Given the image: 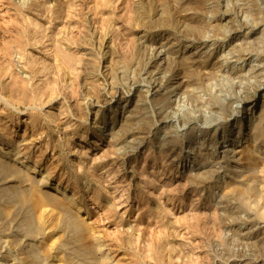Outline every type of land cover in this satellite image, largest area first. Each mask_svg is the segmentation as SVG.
Here are the masks:
<instances>
[{"label":"rangeland","instance_id":"obj_1","mask_svg":"<svg viewBox=\"0 0 264 264\" xmlns=\"http://www.w3.org/2000/svg\"><path fill=\"white\" fill-rule=\"evenodd\" d=\"M263 53L264 0H0V264H264Z\"/></svg>","mask_w":264,"mask_h":264},{"label":"bare ground","instance_id":"obj_2","mask_svg":"<svg viewBox=\"0 0 264 264\" xmlns=\"http://www.w3.org/2000/svg\"><path fill=\"white\" fill-rule=\"evenodd\" d=\"M63 4V3H62ZM38 5V4H37ZM66 5V4H65ZM183 5V4H182ZM102 6V5H101ZM47 12V11H46ZM182 12V11H181ZM229 17V16H228ZM31 19V18H30ZM32 20V19H31ZM231 20V19H230ZM261 21V20H260ZM32 22V21H31ZM34 25H35V34L37 35L36 36V42L35 43H38V44H40V43H42V39H41V37H40V35H39V32H38V29H40V24H39V22H37V21H33L32 22ZM213 23H215V22H213ZM235 25V24H234ZM244 25V24H243ZM245 26H248V25H246L245 24ZM244 26V27H245ZM234 28H235V26H234ZM237 28V27H236ZM254 28V27H253ZM246 29H248V27L247 28H245V29H242V30H246ZM240 31V30H239ZM41 33V32H40ZM42 34V33H41ZM236 34H238V32L236 33ZM42 36V35H41ZM257 36V35H256ZM259 37V36H258ZM246 38V37H245ZM263 38V37H262ZM190 39V38H189ZM236 39V38H235ZM259 39H261V38H259ZM206 40V39H205ZM263 40V39H262ZM253 41H254V39H253ZM258 41V40H257ZM245 42V41H244ZM237 43V42H236ZM259 43V42H258ZM238 44V43H237ZM239 45H240V43H239ZM245 46V45H244ZM46 47V46H45ZM237 48V47H236ZM242 48V47H241ZM260 48V47H259ZM160 49V48H159ZM4 50V49H3ZM181 50V49H180ZM227 50V49H226ZM57 51V50H56ZM55 51V52H56ZM159 51V50H158ZM248 51V50H247ZM225 52V51H224ZM164 50L163 51H161V53L159 52V54H160V56H163L164 54ZM224 54V53H223ZM244 54V53H243ZM264 54V53H263ZM244 57V56H243ZM72 57H70L69 55H66V61H67V63H70L71 62V59ZM160 58V57H159ZM188 58V57H187ZM227 58V57H226ZM189 59V58H188ZM254 59V58H253ZM74 61H75V59H73ZM165 60V59H164ZM191 60V59H190ZM35 61V60H34ZM44 62V61H43ZM41 60H40V62L39 63H43ZM262 62V61H261ZM166 63V62H165ZM260 63V62H259ZM195 64V63H194ZM162 66V65H161ZM194 67H196V66H194ZM247 68V67H246ZM248 69V68H247ZM185 70V69H184ZM247 74V73H246ZM261 74V73H260ZM264 74V73H263ZM230 75V74H229ZM239 75V74H238ZM234 77V76H233ZM235 78V77H234ZM256 78V77H255ZM257 79H258V77H257ZM256 79V80H257ZM261 79V78H260ZM152 80V79H151ZM153 81V80H152ZM184 81V80H183ZM11 82H13V81H11ZM20 83H21V81H20ZM152 85L153 84H151V86L150 87H152ZM156 85V84H155ZM182 85V84H181ZM264 85V84H263ZM15 89H20V86H19V84L18 83H15L14 84V86H13ZM156 88H157V86H155ZM264 87V86H263ZM260 88L259 89V92H258V94L261 92V91H263V89L264 88ZM152 88H154V87H152ZM182 88H183V86H182ZM29 91V90H28ZM35 91V90H34ZM11 92H13V91H11ZM31 92V91H30ZM47 92H49V91H47ZM20 92H18V94H19ZM21 93L23 94L22 96L23 97H27L26 95H27V93H26V91L25 90H22L21 91ZM37 93V92H36ZM252 93V92H251ZM17 94V95H18ZM41 95H42V97H45V93L44 92H41ZM192 95V94H191ZM226 95V94H225ZM251 95V94H250ZM48 96V95H47ZM113 96V95H112ZM22 97V99H24ZM49 97V96H48ZM116 97V96H115ZM244 97V96H243ZM248 97V96H247ZM28 98V97H27ZM233 98V97H232ZM45 99V98H44ZM49 99V98H48ZM226 100H227V98H226ZM229 100V99H228ZM262 100H264V97H263V99ZM44 101V100H43ZM230 101V100H229ZM252 101V104H253V106H252V110H253V108H256V106H257V104L259 103V101L257 100V101H254V100H251V98L250 97H248V98H243L242 100H241V103L239 102V106L241 105V106H244V105H246L247 103H249V102H251ZM37 102V101H36ZM46 102H47V100H46ZM230 103V102H229ZM234 103V102H233ZM230 105V104H229ZM233 106V105H232ZM234 107V106H233ZM235 108V107H234ZM249 108V107H248ZM215 109V108H214ZM231 109V108H230ZM233 109V108H232ZM237 109H239V107L237 108ZM212 110V109H211ZM229 111V110H228ZM227 111V112H228ZM248 111H250V110H248ZM223 113V112H222ZM232 114V113H231ZM251 114H252V111H250L248 114L246 113V112H244V113H241V115H240V120H239V123H238V125L239 126H242L243 125V122H249V117L251 116ZM171 116V115H170ZM228 116V115H227ZM234 116H236L235 115V113H234ZM254 116V115H253ZM218 118V117H217ZM164 119V118H163ZM221 119V118H220ZM238 119V118H237ZM172 120V119H171ZM217 120H219V119H217ZM263 120V119H262ZM162 121V120H161ZM167 121H169V119L167 120ZM193 121V120H192ZM166 122V121H165ZM173 122H175V121H173ZM191 122V121H190ZM196 122V121H195ZM254 122V121H253ZM124 123V122H123ZM193 123V122H192ZM201 123V122H200ZM162 124V123H161ZM259 124V123H258ZM123 125V124H122ZM165 125V124H164ZM185 125V124H184ZM193 125V124H192ZM196 125V124H195ZM125 126V125H124ZM201 126V125H200ZM219 127V126H218ZM261 127V126H260ZM206 128V127H205ZM248 128V127H247ZM133 129V128H132ZM109 130V129H108ZM262 130V129H261ZM263 130H264V125H263ZM216 131V130H215ZM109 132V131H108ZM212 132H214V131H212ZM262 132H264V131H262ZM264 134V133H263ZM262 134V135H263ZM135 136V135H134ZM170 136V135H169ZM263 137V136H262ZM167 140V139H166ZM167 143V142H166ZM168 144V143H167ZM167 146V145H166ZM220 149L221 148H219L218 146H216V152H218V151H220ZM209 150V149H208ZM207 150V151H208ZM245 151V150H244ZM11 152H16V155H17V153H19V151H17V148H12V149H10L6 154L7 155H10L11 154ZM202 152V151H201ZM228 153V152H227ZM15 155V156H16ZM209 155H211L210 153H209ZM221 155V154H220ZM248 156V155H247ZM165 157V156H164ZM171 157V156H170ZM213 157V156H212ZM169 158V157H168ZM214 158V157H213ZM247 158V157H246ZM216 159V158H215ZM193 160V159H192ZM247 160V159H246ZM203 161V160H202ZM242 161V160H241ZM249 161V160H248ZM201 162V161H200ZM252 162V161H251ZM264 163V162H263ZM224 165V164H223ZM256 165V164H255ZM254 165V166H255ZM207 167V166H206ZM256 168V167H255ZM254 168V169H255ZM207 169V168H206ZM239 169V168H238ZM21 170V169H20ZM251 170V169H250ZM253 170V169H252ZM234 171H236V169L235 170H232V167H230L229 165H227V172L228 173H232L233 175H232V177H236V178H244V181H243V179L241 180L242 181V185L243 186H245V185H247V186H255V185H257L256 183H258V178H257V176H254L255 174L254 173H251V174H253L252 176H254V177H251V175L249 176V175H245L243 172H238V171H236V172H234ZM209 172V171H208ZM199 173V172H198ZM243 173V174H242ZM203 174V173H202ZM206 174V173H205ZM208 174V173H207ZM191 175H192V173H191ZM245 175V176H244ZM196 176V175H195ZM206 176V175H205ZM259 177V176H258ZM31 178V177H30ZM208 179V178H207ZM233 180V179H232ZM235 180V179H234ZM197 181V180H196ZM38 182V181H37ZM234 182V181H233ZM233 182H232V184H233ZM194 184V183H193ZM234 184H236V183H234ZM245 184V185H244ZM239 185H240V183H239ZM261 185V184H260ZM259 185V186H260ZM230 186V185H229ZM233 186V185H232ZM235 187L236 186H238V184L237 185H234ZM235 187H234V189H235ZM239 187V186H238ZM252 187V188H253ZM51 188V187H50ZM229 188V187H228ZM245 188H246V186H245ZM224 189V188H223ZM240 189V188H239ZM241 189H242V187H241ZM259 189V188H258ZM53 190V189H52ZM165 190V189H164ZM226 190V189H225ZM230 190H232V191H230ZM229 191H228V193H230V192H233L234 190H233V188L232 189H230ZM236 191H237V188L235 189ZM241 191H243V190H241ZM245 191V190H244ZM222 192V191H221ZM224 192V191H223ZM250 192V191H249ZM254 192V191H253ZM239 193V192H238ZM241 194H242V192H240ZM239 193V194H240ZM244 193V192H243ZM256 193V192H255ZM51 194H52V192H51ZM225 194V193H224ZM239 194H236V192H235V195H239ZM253 194V193H252ZM220 195V194H219ZM245 196H246V194H245ZM248 196V195H247ZM38 198V197H37ZM58 198V197H57ZM239 198V197H238ZM40 199V198H39ZM60 199V198H59ZM224 200H229V201H231L232 200V196H231V194H227V190H226V195H224V198H223ZM243 199V198H242ZM234 200V199H233ZM38 201V200H37ZM40 201V200H39ZM231 202H233V201H231ZM39 203V202H38ZM237 203V202H236ZM47 204V203H46ZM46 204H44V205H46ZM150 205V207H149V211H151V215L153 216V220H152V222H153V225H154V227L157 229L156 231L157 232H159V233H161V234H158V235H160V237H162V239L161 240H163V239H165V234H164V231H165V229L167 228V227H170V225H171V217H169L168 216V212L166 213L165 212V210L164 209H162L158 204H157V202L156 203H150L149 204ZM47 206V205H46ZM51 206V205H50ZM162 206V205H161ZM51 207H53V206H51ZM54 208V207H53ZM108 208V207H107ZM230 209V208H229ZM235 209V208H234ZM167 210V209H166ZM170 212L172 211V210H169ZM229 211V210H228ZM224 212V211H223ZM227 214V213H226ZM231 214V213H230ZM240 214V213H239ZM249 214V213H248ZM47 215V214H46ZM49 216V215H48ZM232 216V215H231ZM234 218V217H233ZM251 218V217H250ZM44 219V218H43ZM51 219V218H50ZM134 219V218H133ZM149 219V218H148ZM249 219V218H248ZM222 220H223V218H222ZM83 221V220H82ZM250 221V220H249ZM30 222V221H29ZM247 223V222H246ZM89 224V223H88ZM152 224V223H151ZM226 224V223H225ZM248 224V223H247ZM136 225V224H135ZM148 225V224H147ZM84 226V225H83ZM149 226H150V224H149ZM215 227H216V225H215ZM255 227V226H254ZM89 229V228H88ZM134 229V228H133ZM241 229H245V227H240V229L238 230L240 233L241 232H244V230H241ZM86 230H87V228H86ZM100 230V229H99ZM247 231H248V229H246ZM169 231V230H168ZM233 231V230H232ZM91 232V231H90ZM150 232V231H149ZM237 232V231H236ZM146 233V232H145ZM167 233V232H166ZM238 233V232H237ZM240 233H238V234H240ZM93 234V233H92ZM96 234V233H95ZM245 234H247L246 232H244V235ZM236 235V234H235ZM86 236V235H85ZM118 236V235H117ZM168 236V235H167ZM178 236H180V235H178ZM240 236V235H239ZM238 236V237H239ZM87 237V236H86ZM102 237V236H101ZM234 237V236H233ZM244 237V236H243ZM144 238V237H143ZM228 238V237H227ZM86 239V238H85ZM90 239V238H89ZM115 239V238H114ZM113 239V240H114ZM141 239V238H140ZM256 239V238H255ZM117 240V239H116ZM118 240H120V239H118ZM158 240V239H157ZM245 240V239H244ZM247 240V239H246ZM257 240H258V238H257ZM256 240V241H257ZM146 241V240H145ZM249 241V240H248ZM247 241V242H248ZM254 241V240H253ZM250 242H251V240H250ZM259 242V241H258ZM261 242V241H260ZM259 242V244H262V243H260ZM144 243H146V242H144ZM149 244V243H148ZM252 244V243H251ZM145 245V244H144ZM166 245V244H165ZM94 246V245H93ZM257 246H259V245H257ZM143 247V246H142ZM184 247V246H183ZM94 248H96V247H94ZM118 248V247H117ZM187 248V247H186ZM234 248V247H233ZM260 248V247H259ZM143 249H145V247L143 248ZM154 249V248H153ZM261 249V248H260ZM44 250V249H43ZM165 250V249H164ZM183 250V249H182ZM182 250H181V252H182ZM216 250H218L217 248H216ZM106 251V250H105ZM127 251V250H126ZM144 251V250H143ZM146 251V250H145ZM156 251V250H155ZM220 251V249L218 250V252ZM135 252V251H134ZM222 252V251H221ZM192 253V252H191ZM216 253V252H215ZM250 253V252H249ZM131 254V253H130ZM172 254V253H171ZM184 254V253H183ZM218 254H220V253H218ZM222 254V253H221ZM224 254V253H223ZM48 255V254H47ZM104 255V254H103ZM185 255V254H184ZM138 256V255H137ZM225 256V255H224ZM146 257V256H145ZM160 257V256H159ZM219 257V256H218ZM140 258V257H139ZM222 258V257H221ZM226 258V257H225ZM253 258V257H252ZM262 258V257H261ZM177 259V258H176ZM98 260V259H97ZM242 260V259H241ZM111 261V260H110ZM183 262V261H182ZM249 262V261H248ZM97 263V262H96ZM127 263V262H126ZM166 263V262H165ZM99 264V263H98ZM129 264V263H128Z\"/></svg>","mask_w":264,"mask_h":264}]
</instances>
